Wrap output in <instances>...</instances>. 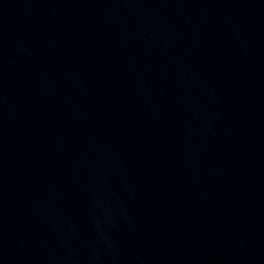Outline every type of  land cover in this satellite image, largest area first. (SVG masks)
Here are the masks:
<instances>
[{"label":"water","instance_id":"obj_1","mask_svg":"<svg viewBox=\"0 0 264 264\" xmlns=\"http://www.w3.org/2000/svg\"><path fill=\"white\" fill-rule=\"evenodd\" d=\"M0 264H264V0H0Z\"/></svg>","mask_w":264,"mask_h":264}]
</instances>
